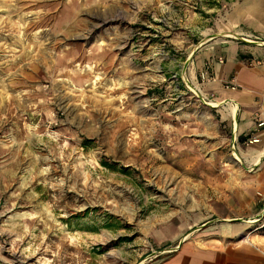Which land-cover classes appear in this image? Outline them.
Here are the masks:
<instances>
[{
	"label": "rangeland",
	"instance_id": "374dc122",
	"mask_svg": "<svg viewBox=\"0 0 264 264\" xmlns=\"http://www.w3.org/2000/svg\"><path fill=\"white\" fill-rule=\"evenodd\" d=\"M235 1L0 0V264H150L225 208L253 152L196 55Z\"/></svg>",
	"mask_w": 264,
	"mask_h": 264
},
{
	"label": "crops",
	"instance_id": "0c3cea01",
	"mask_svg": "<svg viewBox=\"0 0 264 264\" xmlns=\"http://www.w3.org/2000/svg\"><path fill=\"white\" fill-rule=\"evenodd\" d=\"M213 38L196 55V69L210 64L214 81L198 89L211 96L209 105L236 142L244 147L252 139L246 147L255 171L224 209L205 214L204 224L150 264H264V0H236Z\"/></svg>",
	"mask_w": 264,
	"mask_h": 264
},
{
	"label": "built area",
	"instance_id": "2783aa9c",
	"mask_svg": "<svg viewBox=\"0 0 264 264\" xmlns=\"http://www.w3.org/2000/svg\"><path fill=\"white\" fill-rule=\"evenodd\" d=\"M220 61H222V60H220ZM210 68H211V65L210 64H207V66L205 68V71L202 73V78L204 80H207V81H214V77L209 73ZM248 142L249 143H252V139L251 140H248ZM262 226H264V221L262 223Z\"/></svg>",
	"mask_w": 264,
	"mask_h": 264
},
{
	"label": "bare ground",
	"instance_id": "6f19581e",
	"mask_svg": "<svg viewBox=\"0 0 264 264\" xmlns=\"http://www.w3.org/2000/svg\"><path fill=\"white\" fill-rule=\"evenodd\" d=\"M104 19V18H103ZM236 159H237V157H236Z\"/></svg>",
	"mask_w": 264,
	"mask_h": 264
}]
</instances>
